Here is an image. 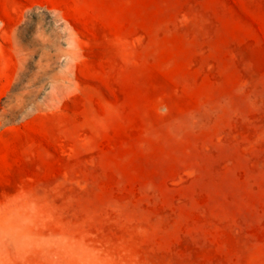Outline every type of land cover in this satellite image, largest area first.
<instances>
[{
  "label": "rangeland",
  "instance_id": "rangeland-1",
  "mask_svg": "<svg viewBox=\"0 0 264 264\" xmlns=\"http://www.w3.org/2000/svg\"><path fill=\"white\" fill-rule=\"evenodd\" d=\"M0 264H264V0H0Z\"/></svg>",
  "mask_w": 264,
  "mask_h": 264
}]
</instances>
